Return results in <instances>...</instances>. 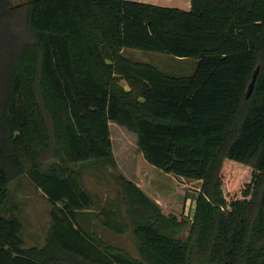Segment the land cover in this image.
Masks as SVG:
<instances>
[{
    "label": "trees",
    "instance_id": "1",
    "mask_svg": "<svg viewBox=\"0 0 264 264\" xmlns=\"http://www.w3.org/2000/svg\"><path fill=\"white\" fill-rule=\"evenodd\" d=\"M127 49L198 66L166 74ZM112 121L148 167L201 181L184 236V217L118 177L139 257L79 221L84 168L116 165ZM21 176L52 206L41 250L4 212ZM0 264H264V0H0Z\"/></svg>",
    "mask_w": 264,
    "mask_h": 264
},
{
    "label": "rangeland",
    "instance_id": "2",
    "mask_svg": "<svg viewBox=\"0 0 264 264\" xmlns=\"http://www.w3.org/2000/svg\"><path fill=\"white\" fill-rule=\"evenodd\" d=\"M125 55L135 61L151 63L171 75H191L198 66L197 58H177L166 53L127 49ZM122 85L129 87L125 81ZM110 129L116 165L84 168L80 181L93 196L94 204L90 209L81 212L79 216L81 225L107 242L139 257L131 227H128L122 216L126 214L124 202L119 203V208L117 206L119 199L123 198L118 180V177L122 176L126 180L136 182L163 210L184 217L187 225L184 227L183 235L187 236L194 221L201 181L148 167L139 153L136 133L113 121L110 122ZM51 208L43 193L35 188L26 176H21L11 183L4 212L8 215L14 214L20 219L22 223L20 234L25 249L41 250L47 244L52 224ZM112 212L117 213L116 216L120 218L111 217ZM108 219L124 231L116 233L107 227L104 223Z\"/></svg>",
    "mask_w": 264,
    "mask_h": 264
},
{
    "label": "crops",
    "instance_id": "3",
    "mask_svg": "<svg viewBox=\"0 0 264 264\" xmlns=\"http://www.w3.org/2000/svg\"><path fill=\"white\" fill-rule=\"evenodd\" d=\"M145 3H151L162 6L178 7L185 10L191 8V0H136Z\"/></svg>",
    "mask_w": 264,
    "mask_h": 264
},
{
    "label": "water",
    "instance_id": "4",
    "mask_svg": "<svg viewBox=\"0 0 264 264\" xmlns=\"http://www.w3.org/2000/svg\"><path fill=\"white\" fill-rule=\"evenodd\" d=\"M259 70H260V66H258L255 70V72L253 73V77H252V80L248 86V90H247V94L246 96L247 97H250V95L252 94L253 90H254V87H255V83H256V80H257V76H258V73H259Z\"/></svg>",
    "mask_w": 264,
    "mask_h": 264
}]
</instances>
